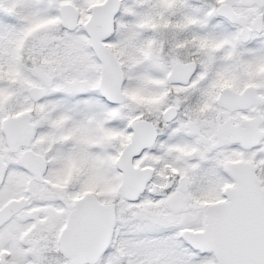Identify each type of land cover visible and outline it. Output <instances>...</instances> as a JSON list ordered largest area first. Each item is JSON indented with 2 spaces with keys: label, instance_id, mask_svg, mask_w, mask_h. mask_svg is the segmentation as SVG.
<instances>
[{
  "label": "snow or ice",
  "instance_id": "snow-or-ice-1",
  "mask_svg": "<svg viewBox=\"0 0 264 264\" xmlns=\"http://www.w3.org/2000/svg\"><path fill=\"white\" fill-rule=\"evenodd\" d=\"M0 264H264V0H0Z\"/></svg>",
  "mask_w": 264,
  "mask_h": 264
}]
</instances>
